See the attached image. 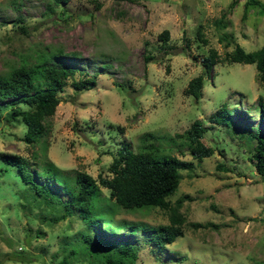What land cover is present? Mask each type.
Here are the masks:
<instances>
[{
    "label": "rangeland",
    "instance_id": "obj_1",
    "mask_svg": "<svg viewBox=\"0 0 264 264\" xmlns=\"http://www.w3.org/2000/svg\"><path fill=\"white\" fill-rule=\"evenodd\" d=\"M223 11L224 27L214 25ZM197 25L204 44L195 36ZM162 29L168 30L165 41L157 37ZM235 43L244 50L264 45V0H0V74L45 59L74 69L45 120L48 160L69 174L109 175L107 166L125 142L133 150L150 143L160 154L191 161L167 197L182 217V234L165 247L149 240L158 224L168 222V210L156 206L128 210L110 200L106 218L113 227H93L101 239L134 244L133 264H264V175L247 158L252 134L264 130L257 108L264 84L255 80L253 63L223 59ZM209 47L219 60L203 76L195 100L184 88L201 72ZM90 75L94 86L73 87L72 80ZM223 103L232 108L234 128L207 120ZM9 112L10 105L0 109V264H54L71 246L79 249L87 227L75 213L51 220L61 205L38 195L4 161L3 154L23 159L34 172L43 160L39 145L23 141L20 118L6 122ZM195 118L205 128L202 142L213 147L200 161L176 135ZM82 245L68 257L70 264H104L91 260Z\"/></svg>",
    "mask_w": 264,
    "mask_h": 264
},
{
    "label": "trees",
    "instance_id": "obj_2",
    "mask_svg": "<svg viewBox=\"0 0 264 264\" xmlns=\"http://www.w3.org/2000/svg\"><path fill=\"white\" fill-rule=\"evenodd\" d=\"M52 1L57 5L66 3L68 0ZM228 5L227 9H230L234 1ZM225 15L226 11H223L220 16L213 19V24L224 27ZM195 36L197 41L202 44L206 43V38L200 31V25L196 27ZM157 37L162 41L167 40L168 30L162 29ZM36 56H43V53ZM223 59L226 62L253 63L255 80L264 84V45L252 50H244L235 43L231 50L224 52ZM218 60L216 50L209 47L206 54L200 58L201 72L187 80L184 92L197 100L201 94L203 76L209 73L212 65ZM51 62L47 59L32 64L22 61L20 65L12 66L5 75L0 74V100L2 101L0 109L5 105H10L6 122L19 117L24 123L25 130L22 139L29 145H39L43 159L41 168L32 172L25 160L8 154L1 156L6 163L9 162L10 165L16 167L21 180L30 185L38 195L46 197L51 203L56 202L61 205L62 213L52 217L51 220L61 218L65 214L75 213L87 227L85 231L80 232L79 249L76 250L75 245L71 246L54 264H70L68 257L73 256L75 251L85 249L81 243L86 245V251L94 262L103 260L104 264H133L137 251L134 244L101 239L93 233V227L96 226L98 230L101 228L103 231L109 225L113 227L106 218L110 200L114 205L128 210L156 206L168 210V222L158 224L151 232L149 240L158 249L165 247L166 243L172 242L182 234V217L176 213V208L168 203L167 197L177 188L180 180L179 170L190 168L191 161L180 159L172 154H160L159 151L157 152L158 147L150 143L141 148L139 145L138 150H133L128 143L121 142L107 166L109 175L98 174L95 178L82 170L74 169L70 174L63 171L47 159L49 125L45 120L53 114L59 101L58 93L62 90L65 80L72 77L74 69L65 66L58 67ZM92 76H82L81 79L72 80L73 87L77 90L91 88L95 84ZM19 103L26 104L27 107L20 108L17 105ZM257 103L259 118L262 120L264 119V101L259 96ZM231 114L232 108H228L223 103L207 116V120L221 125L231 124L234 128ZM204 129L202 121L195 118L182 132L176 133L177 136L185 138L190 156L197 161L213 153V147L201 140ZM147 135L152 136L150 133H143L142 138ZM252 139L254 143L247 158L254 171L264 175V130H255ZM142 140L140 139L141 142ZM32 156L40 158L35 151ZM216 166L228 170L222 163H217ZM40 175L45 178L38 183L34 178ZM51 181L53 186L49 185ZM100 187L107 189L106 195L100 192ZM60 193H64L63 199ZM192 224L202 225L199 222ZM38 232V230L35 231V236Z\"/></svg>",
    "mask_w": 264,
    "mask_h": 264
}]
</instances>
